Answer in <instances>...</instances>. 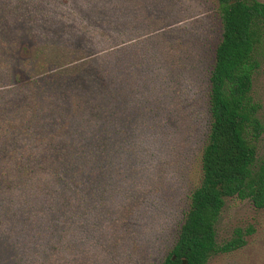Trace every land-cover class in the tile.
<instances>
[{
	"label": "rangeland",
	"instance_id": "374dc122",
	"mask_svg": "<svg viewBox=\"0 0 264 264\" xmlns=\"http://www.w3.org/2000/svg\"><path fill=\"white\" fill-rule=\"evenodd\" d=\"M215 6L214 0H0V249L13 248L8 264L38 251L29 233L33 218L18 210L24 177L16 160L27 140L10 134L23 106L34 103L21 88L30 77L73 63L82 74L111 80L119 137L113 213L101 233L75 246L86 254L70 263L160 264L199 180L207 77L220 35ZM259 64L252 88L264 121V49ZM73 94L82 103L84 96ZM258 154L264 156V133ZM254 222L244 247L208 264H264V212L247 201L227 202L218 239Z\"/></svg>",
	"mask_w": 264,
	"mask_h": 264
},
{
	"label": "trees",
	"instance_id": "16d2710c",
	"mask_svg": "<svg viewBox=\"0 0 264 264\" xmlns=\"http://www.w3.org/2000/svg\"><path fill=\"white\" fill-rule=\"evenodd\" d=\"M214 1L220 35L207 77L209 126L199 180L160 264H208L244 247L256 232L255 222L218 239L217 224L228 201H247L255 212H264V156L258 154L264 121L252 88L264 49V2ZM75 64L30 77L21 88L34 103L23 106L10 134L27 140V151L16 160V172L24 177L17 186L23 193L18 210L33 218L29 233L38 251L17 264L77 263L86 253L75 246L101 233L113 213L112 151L119 136L111 80L82 74ZM46 90L44 109L40 99ZM15 92L10 89L9 95ZM73 93L84 96L82 103ZM9 251L13 248L0 249V264H8Z\"/></svg>",
	"mask_w": 264,
	"mask_h": 264
}]
</instances>
